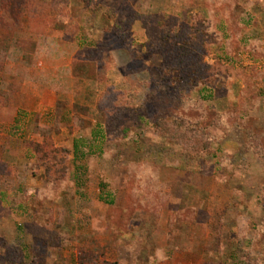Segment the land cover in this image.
Returning a JSON list of instances; mask_svg holds the SVG:
<instances>
[{
    "label": "rangeland",
    "instance_id": "1",
    "mask_svg": "<svg viewBox=\"0 0 264 264\" xmlns=\"http://www.w3.org/2000/svg\"><path fill=\"white\" fill-rule=\"evenodd\" d=\"M1 164L7 264H264V0H0Z\"/></svg>",
    "mask_w": 264,
    "mask_h": 264
},
{
    "label": "trees",
    "instance_id": "2",
    "mask_svg": "<svg viewBox=\"0 0 264 264\" xmlns=\"http://www.w3.org/2000/svg\"><path fill=\"white\" fill-rule=\"evenodd\" d=\"M85 64H86V62H85ZM74 73H75L76 77H79V75L76 74V72H74ZM147 101L150 104H153V103H155L156 100L154 101L150 97V99H148ZM182 120H183V118H182ZM173 121L174 122H173V124L171 125V128H170L172 134L169 132L168 126L167 125L164 126L163 121H161L162 123H160V121H157V122L155 121V125L157 127L158 132H159V135L162 138L170 140V141H176V139L181 140V139L186 138L187 135H186L185 131H184V133L179 134L178 136H176L177 130L175 131L174 129H176V125L178 126V122L177 121H179V120H178V118L174 117ZM187 123H189V122H187ZM82 143H83V141L81 139H76L74 141L73 155L75 157H78L79 155H82V153H80V151H81V147L80 146L82 145ZM46 148L49 149L48 152L45 150ZM61 151L62 150L54 149L53 146H52V143H49V145H47V146L46 145H40V146H34L33 147V152L35 153V155L38 156L39 161L42 162L43 164H45L43 167L45 169L46 179H48V177H49V173L51 171V168H53L57 163H59V162L61 163V161L58 160V158H57L58 153H60ZM0 166H1L0 172H3V170L7 167L4 164H1ZM136 181H137L136 185L139 186V187L136 188L135 197L138 198V200L143 203L144 200H145V197L147 198V196L145 195L147 192H145V194H144L143 191L138 190V189L142 188V181L141 180H136ZM16 255H17V252H14V251L12 252L10 250H6L3 254H0V264H7L12 258L14 259L16 257ZM18 263L19 264H24V261L23 260H20V261L18 260Z\"/></svg>",
    "mask_w": 264,
    "mask_h": 264
},
{
    "label": "crops",
    "instance_id": "3",
    "mask_svg": "<svg viewBox=\"0 0 264 264\" xmlns=\"http://www.w3.org/2000/svg\"><path fill=\"white\" fill-rule=\"evenodd\" d=\"M74 76H75V74H74ZM75 77H76V76H75ZM76 78H77V77H76ZM91 134H92V132L90 131L88 135L90 136Z\"/></svg>",
    "mask_w": 264,
    "mask_h": 264
}]
</instances>
